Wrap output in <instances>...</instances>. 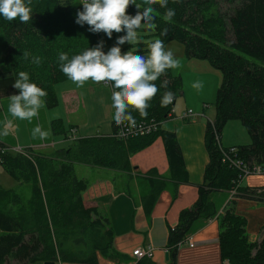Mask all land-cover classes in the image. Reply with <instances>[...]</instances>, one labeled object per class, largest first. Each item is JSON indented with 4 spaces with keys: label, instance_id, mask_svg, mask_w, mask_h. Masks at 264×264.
Returning a JSON list of instances; mask_svg holds the SVG:
<instances>
[{
    "label": "trees",
    "instance_id": "trees-1",
    "mask_svg": "<svg viewBox=\"0 0 264 264\" xmlns=\"http://www.w3.org/2000/svg\"><path fill=\"white\" fill-rule=\"evenodd\" d=\"M221 2L229 4L224 11L219 5ZM136 3L143 4V0H136ZM213 6L216 13L210 12ZM30 7L32 19L28 23L9 22L0 16V33L6 42L0 64L8 67L7 72L0 70V98L19 94L13 84L18 73L25 71L31 82L46 91V105L54 107V86L68 79L60 70L58 54L67 52L71 58L102 40L100 33L91 32L87 24L76 23L83 5L76 4L75 0H31ZM152 7L151 26L142 23L149 36L162 40L164 46L170 42L181 43L187 59L208 61L221 76L214 102V119L206 122L204 143L209 160L203 183L197 186L198 195L193 205L181 210L177 224L168 229L170 264H175L177 248L193 224L214 218L220 229L222 262L264 264V236L260 244L250 242L246 219L235 213V202H228L220 214L212 199L214 194L235 189L236 197L264 202V186H236L240 170L230 167L228 159L224 160L225 152L232 147L224 148L220 144V133L226 122L240 121L250 142L235 147L237 152L227 157L232 159L236 154L248 166L264 167V0H168L167 9L175 13L170 19L165 16L166 8L158 3ZM127 11L135 15L138 9L133 4ZM25 51L30 54L27 60L23 57ZM33 57H39L41 62L33 63ZM43 71L49 74V79L42 81L37 74ZM155 83L159 91L150 102L147 116L142 118L135 111L131 114L135 123L154 120L158 129L147 136L120 139L115 136L112 120V134L79 138L71 152L64 149L67 155L56 171H52L49 160L37 158L45 196L37 188V174L32 163L25 156L13 158L7 145L0 142V165L6 174L19 184L35 186L25 206L17 193L0 190V199L5 200L0 205V264L52 262L57 257L66 262L94 264V252L104 251L109 246L112 233L104 229L103 218L95 208L83 204L82 193L87 183L77 178L75 164L130 171V156L160 138L169 166V179L188 184L176 135L161 128V124L170 119L168 113L173 110L176 98L182 94V80L170 69ZM166 91L173 93V103L162 106L161 98ZM145 180L150 189L145 206L148 214L164 182L149 177ZM136 264L153 263L144 258Z\"/></svg>",
    "mask_w": 264,
    "mask_h": 264
},
{
    "label": "crops",
    "instance_id": "crops-1",
    "mask_svg": "<svg viewBox=\"0 0 264 264\" xmlns=\"http://www.w3.org/2000/svg\"><path fill=\"white\" fill-rule=\"evenodd\" d=\"M171 45H173V42L168 43L165 48L171 49L178 61L180 59L182 67H186L191 73V79L194 84L200 83V88H202L206 86L208 79H213V75L217 74L218 79L212 87H219L221 81L220 73L208 61L187 59L184 53H181V51L177 53L172 49ZM65 81L69 80L67 79ZM83 88L84 86L77 87L74 90L71 89L72 93H75L77 96L78 93L76 91H82L80 95L81 105L85 103L86 99V106L89 104L94 114L101 112L102 115H105V110L107 111V117L101 120L106 118L110 121L113 120L114 114L111 112L110 88L107 87V98L102 103L97 102L96 97H93V93L88 92L90 89L84 92ZM7 98L9 99V97ZM3 101L4 99L1 100V103ZM1 103L0 110L3 109V104ZM176 104L177 102L175 100L172 110L173 117L165 120L161 124V128L174 132L176 135L184 161V169L188 177V184L176 183L169 179V166L160 138L156 139L149 147L130 156V171L123 172L96 166L86 167L83 164L75 165L76 167H86L83 171L79 170L80 174L76 173L78 170L75 168L77 178L83 180L86 178L87 188L82 193L84 206L95 208L99 216L104 220V229L112 233L109 246L104 251L94 252L96 257V263L94 264H136L137 260L132 256L133 250L137 248L146 249L148 247L153 248L150 257L153 264H170L167 256L168 229L177 224L179 212L192 206L197 199V186L203 183L204 170L209 160L204 143L206 122L212 121L215 115L213 114V117H206L205 119V112L202 111L205 109L203 108V104L192 109L196 115L194 120H184L181 118L184 111L177 109ZM186 104L187 101L185 99L183 100V107ZM56 119L59 120L61 125L55 126L57 122H53ZM56 119L54 120L52 116L47 117L46 121L53 120L50 123L51 129H48L46 125L45 128L43 126L41 127L39 122L40 118L38 119V116H36V120L39 122L38 126L42 131L47 133V136L40 138L37 134L34 139V135L31 133L29 143L27 144L29 147L27 149H33L36 153L45 155L53 154L61 149H69V143L74 142L70 137L73 133L75 140L83 137L110 135L113 133L111 124L110 133H87L79 137L80 129L76 120L72 124L64 126L60 119ZM68 137H70L69 140ZM35 140L37 141L33 142ZM241 142L236 144H223L224 146L221 142L220 144L224 148L247 145L250 142L249 137L247 136V140ZM143 152L146 153L145 158L140 157V154ZM151 170L155 172L150 174L149 171ZM145 177H149L158 182H164L161 184L162 189L157 194L151 206V211L148 214L145 211V206L146 197L150 193V189ZM255 177L257 176L243 178L239 186L249 188L264 186V178ZM215 195L225 197L218 213L228 202H235V213L246 219V234L248 240L254 242L264 228V204L249 199H242L235 195L231 197L230 191L212 195L214 201ZM219 233L218 220L215 218L209 221L195 222L184 242L178 246L174 263L223 264L220 257ZM34 264H46V262L41 261ZM48 264L80 263L62 261L57 257L55 261L49 262Z\"/></svg>",
    "mask_w": 264,
    "mask_h": 264
},
{
    "label": "clouds",
    "instance_id": "clouds-1",
    "mask_svg": "<svg viewBox=\"0 0 264 264\" xmlns=\"http://www.w3.org/2000/svg\"><path fill=\"white\" fill-rule=\"evenodd\" d=\"M167 9L168 0H143L137 4L136 0H81L83 10L78 11L76 23L87 24L93 33H105L109 38L113 33H126L117 38L115 46L107 53L103 50V41L95 47H89L80 54L69 57L67 52L58 54V61L62 73L77 87L86 83L104 84L111 88V108L114 109L113 120L117 126L135 125L132 112H138L142 118L147 116L150 102L157 95L159 89L155 83L168 70L179 66V61L171 49H166L162 40H155L148 45L147 55L137 54V51L122 52L121 45L133 44L138 41L137 30L142 23L151 26L154 17V4ZM31 0H0V16L12 22L19 20L28 23L32 19ZM135 5L138 9L135 15L128 14V8ZM142 9V11H140ZM175 15L172 9H167L165 16ZM25 51L23 57L29 58ZM33 63L41 62L39 57L32 58ZM166 87V84L163 85ZM13 87L19 94L9 97L8 113L19 120H32L38 116L40 108L44 106L46 91L36 83L30 81L28 72L20 71L15 78ZM200 88V83L193 84ZM173 100V93L166 91L161 98V105L167 106ZM11 121H6L5 134L9 130ZM45 138L47 133L37 126L33 135Z\"/></svg>",
    "mask_w": 264,
    "mask_h": 264
},
{
    "label": "rangeland",
    "instance_id": "rangeland-1",
    "mask_svg": "<svg viewBox=\"0 0 264 264\" xmlns=\"http://www.w3.org/2000/svg\"><path fill=\"white\" fill-rule=\"evenodd\" d=\"M76 4H80L81 0H75ZM82 5V4H81ZM221 9L224 11L226 8H228L229 4L225 2H221L220 4ZM212 13H216V7L213 6L211 8ZM145 25H141V27L137 30V36L138 41L134 42L132 45L129 43H125L124 45H121L122 52H127L128 50L137 51V54L147 55L148 52V45L153 42L156 38L153 36H149V31L145 30ZM126 33H113V36L109 38L105 33L100 32V38L103 41L104 44V50L107 52L112 46H115L116 40L119 36L125 35ZM172 49H174L177 53H184V47L181 43L173 42V45H171ZM6 51V42L4 39V36L0 33V60L3 59V55H5ZM105 52V53H106ZM177 59V57H175ZM0 70L7 72L8 70L7 66H3L0 64ZM38 71V70H37ZM172 72L174 74H180L181 80H182V94L179 95L176 98V108L181 109L184 112L187 110L195 109L198 107V105H208L207 108L203 109L202 111L205 112V119L206 117H213V114H215V108H214V102L216 98V91L217 88L214 85V83L217 81L218 76L213 75V79H208L206 86L202 88H194L193 87V80L191 79L192 75L187 70L186 67H182V64L180 63L179 59V66L175 69H172ZM216 72V71H215ZM39 75L40 80H47L49 79V74L46 71H43ZM41 76V77H40ZM204 81V80H203ZM64 82V81H63ZM61 83V82H60ZM57 83L56 85H58ZM54 86V94L56 97V105L54 107H48L46 105V101L44 103V106L40 108L38 113V119L40 118V124L43 128L51 129L50 123L53 121H46L48 116L54 117V120L56 118L60 119L64 126H68L73 123L74 120L79 124V137L82 136V134L92 133V134H101V133H110L111 129V121L107 118L104 120H101L104 117H107V111L105 110V115H102L101 112L94 114L92 112V108L89 107L90 105L87 104L86 106V99L85 103L81 105L80 98H81V92L76 91L78 93V96L75 93H72L71 89L77 88L75 84H73L71 81H65L62 84H59L57 87ZM107 87L110 88L107 85L104 84H94L92 82H88L84 85V92L86 90L90 89L88 92L93 93V97H96V101L99 103H102V101L106 100L107 95ZM111 90V88H110ZM93 91V92H92ZM111 94V92H110ZM4 101L1 103V100ZM187 101V104L183 107V100ZM82 100V99H81ZM0 103L3 104V109L0 110V142L3 144L6 143L8 147V151L10 152L11 156L13 158H18L19 156H25L27 160H29L34 169L36 170V178H37V188L46 195V191L42 188L41 182H40V173H39V166L37 165V158H42V160H49L50 164L52 166V171H56L58 167L63 163V160H65L66 153L64 152V149H61L59 152H54L53 154H41L36 153V151H33V149H27L29 146L27 145L29 143L30 134L32 133L34 129L39 125V122H37L36 117L32 120H19L11 117V115L8 113V105L10 103L8 98H0ZM78 104H80L78 106ZM191 108V109H189ZM114 114V109L111 111ZM204 119V120H205ZM214 119V118H213ZM6 121H11V124L9 125V130L5 134L4 132V126ZM57 123H55L56 126L61 125L59 123V120H55ZM54 121V122H55ZM48 123V125H47ZM221 137L220 142L223 145L226 144H236V143H242L241 141L247 140V132L245 128L242 126L241 122L238 120H230L227 121L224 127L221 130ZM71 139L75 140L74 133L70 135ZM68 137V140L69 138ZM35 139V136L33 137ZM78 138V137H76ZM243 139V140H242ZM37 140L33 141L36 142ZM39 142V140H38ZM74 142L69 143L70 152L72 151V148L74 146ZM5 144V145H6ZM223 145V146H224ZM20 148V149H16ZM68 149V150H69ZM16 151V152H14ZM73 150V154H74ZM146 153L143 152L140 154V157L145 158ZM31 159V160H30ZM41 160V161H42ZM76 165V164H75ZM73 166L74 173L75 168L78 170L76 173L80 174L79 170H85L88 165L83 164L86 167H76ZM91 167V166H89ZM85 173V172H84ZM253 177V176H249ZM255 178H264V176H257ZM86 180V178H84ZM248 182V180H246ZM35 186L33 184H25L14 181L11 177H9L6 172L3 170V168L0 165V190H10L13 194L17 193L20 197V200L22 202V206H25L28 204V200L31 196V193ZM225 197L224 196H216L215 195V202L217 201V212L220 210V205L224 202ZM5 200L2 198L0 199V205L3 204ZM264 204V202H261ZM47 207V206H46ZM16 208V206H14ZM48 210V209H47ZM223 210H221L219 213L221 214ZM264 236V228L260 232L259 237L254 240V242H257L260 244L263 240ZM255 251H252V254H254Z\"/></svg>",
    "mask_w": 264,
    "mask_h": 264
},
{
    "label": "built area",
    "instance_id": "built-area-1",
    "mask_svg": "<svg viewBox=\"0 0 264 264\" xmlns=\"http://www.w3.org/2000/svg\"><path fill=\"white\" fill-rule=\"evenodd\" d=\"M173 103V101H172ZM208 105H204L203 108H207ZM168 117L172 118L173 114L172 111H170L168 113ZM196 117V115L193 113V111L191 110H187L185 112H183L181 118L184 120H194ZM115 123V122H114ZM115 129H116V134L115 136L117 138L120 139H127V138H131V137H137V136H147L150 135L152 133H154L157 129H158V124L155 123L154 120H150V121H144V122H138L135 123V125H131V124H125V125H121V126H117L115 124ZM219 142V140H218ZM221 150H223L221 148ZM226 151V150H225ZM16 152V151H14ZM237 152V148L232 147L229 148L227 150V152H225V154L227 153V155H225L224 160L227 161V159L229 161L228 165L230 167H234L236 169H239V174H238V178L236 180L237 184L236 186H239L240 182L242 181L243 178L247 177V176H264V167L257 165V164H253L251 166H248L247 164H244V162L235 154L233 155L234 158L229 159L227 156L229 154H234ZM236 193L235 189L230 190V196H234ZM153 252V248H146V249H142V248H137L135 250H133L132 252V256L134 257L135 260H140V259H144V258H149L151 257V254ZM223 264H230L229 261L225 260L223 261Z\"/></svg>",
    "mask_w": 264,
    "mask_h": 264
},
{
    "label": "water",
    "instance_id": "water-1",
    "mask_svg": "<svg viewBox=\"0 0 264 264\" xmlns=\"http://www.w3.org/2000/svg\"><path fill=\"white\" fill-rule=\"evenodd\" d=\"M167 256H168V254H167ZM49 262H46V264H48Z\"/></svg>",
    "mask_w": 264,
    "mask_h": 264
}]
</instances>
